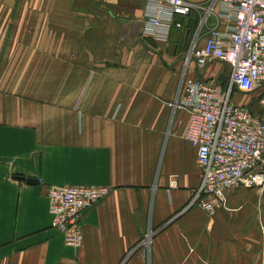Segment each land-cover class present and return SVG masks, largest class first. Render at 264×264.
I'll list each match as a JSON object with an SVG mask.
<instances>
[{
	"label": "crops",
	"instance_id": "crops-1",
	"mask_svg": "<svg viewBox=\"0 0 264 264\" xmlns=\"http://www.w3.org/2000/svg\"><path fill=\"white\" fill-rule=\"evenodd\" d=\"M146 3L0 0V264H264V187L227 192L212 217L190 205L201 176L179 92L228 70L185 72L201 15L157 40ZM65 186L110 188L77 249L51 227L47 190Z\"/></svg>",
	"mask_w": 264,
	"mask_h": 264
},
{
	"label": "built area",
	"instance_id": "built-area-1",
	"mask_svg": "<svg viewBox=\"0 0 264 264\" xmlns=\"http://www.w3.org/2000/svg\"><path fill=\"white\" fill-rule=\"evenodd\" d=\"M146 2L143 33L157 40L183 28L175 18L201 15L184 58L185 72L191 65L202 70L212 63L228 70L223 87L198 77L184 79L179 92L178 105L188 116L183 138L196 149L201 176L190 205L212 217L226 203L227 192L264 187V116L232 100L235 94L259 92L264 112V0H210L206 7L186 0ZM109 193V187L48 188L51 227L66 246H81L83 213Z\"/></svg>",
	"mask_w": 264,
	"mask_h": 264
},
{
	"label": "trees",
	"instance_id": "trees-1",
	"mask_svg": "<svg viewBox=\"0 0 264 264\" xmlns=\"http://www.w3.org/2000/svg\"><path fill=\"white\" fill-rule=\"evenodd\" d=\"M223 86V84H221ZM256 93V94H254ZM254 93H251V94H247V95H244L243 97H249L250 98V101L243 105L245 106L252 114H260L262 116H264V112H261L259 107H258V101H259V98H260V93L259 92H254Z\"/></svg>",
	"mask_w": 264,
	"mask_h": 264
},
{
	"label": "rangeland",
	"instance_id": "rangeland-1",
	"mask_svg": "<svg viewBox=\"0 0 264 264\" xmlns=\"http://www.w3.org/2000/svg\"><path fill=\"white\" fill-rule=\"evenodd\" d=\"M188 47H189V46H188ZM215 68H216L217 70H219V71H222V69H223L222 66H218V65H216ZM243 99H246V98L243 97ZM263 189H264V188H263ZM262 191H263V190H262ZM262 191L258 190L259 194H261ZM261 232L264 233V231H262V230H261Z\"/></svg>",
	"mask_w": 264,
	"mask_h": 264
},
{
	"label": "water",
	"instance_id": "water-1",
	"mask_svg": "<svg viewBox=\"0 0 264 264\" xmlns=\"http://www.w3.org/2000/svg\"><path fill=\"white\" fill-rule=\"evenodd\" d=\"M26 183H28V184H35V182L33 180H26Z\"/></svg>",
	"mask_w": 264,
	"mask_h": 264
}]
</instances>
